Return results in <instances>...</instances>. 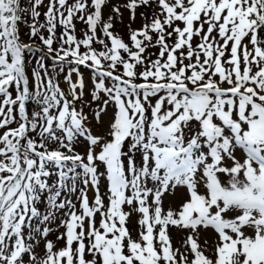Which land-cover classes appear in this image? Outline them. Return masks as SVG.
<instances>
[{
	"label": "snow or ice",
	"instance_id": "1",
	"mask_svg": "<svg viewBox=\"0 0 264 264\" xmlns=\"http://www.w3.org/2000/svg\"><path fill=\"white\" fill-rule=\"evenodd\" d=\"M0 264H264V0H0Z\"/></svg>",
	"mask_w": 264,
	"mask_h": 264
},
{
	"label": "rangeland",
	"instance_id": "2",
	"mask_svg": "<svg viewBox=\"0 0 264 264\" xmlns=\"http://www.w3.org/2000/svg\"><path fill=\"white\" fill-rule=\"evenodd\" d=\"M107 12H108V10L105 9V14L106 15H107ZM127 23H128V21H127V14H125V22H124V24L117 23L116 24V27L114 29L115 31L119 32L125 38V40H127V31H128V29H127ZM139 26H140V20L138 19L137 22L132 25V27L133 28H137ZM79 27H82V26L81 25H78V28ZM25 31H26V29H25ZM25 39H27V37H25Z\"/></svg>",
	"mask_w": 264,
	"mask_h": 264
}]
</instances>
